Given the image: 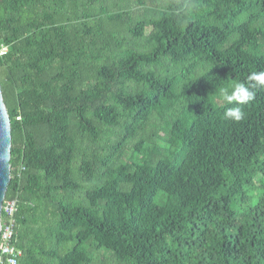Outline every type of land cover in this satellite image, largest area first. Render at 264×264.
<instances>
[{
  "label": "trees",
  "instance_id": "1",
  "mask_svg": "<svg viewBox=\"0 0 264 264\" xmlns=\"http://www.w3.org/2000/svg\"><path fill=\"white\" fill-rule=\"evenodd\" d=\"M17 264H264V0H0Z\"/></svg>",
  "mask_w": 264,
  "mask_h": 264
},
{
  "label": "clouds",
  "instance_id": "2",
  "mask_svg": "<svg viewBox=\"0 0 264 264\" xmlns=\"http://www.w3.org/2000/svg\"><path fill=\"white\" fill-rule=\"evenodd\" d=\"M11 46L0 42V56L6 55ZM264 89V70L252 71L246 78V82H232L220 90V94L225 104H235L236 106L227 108L224 112L226 119L240 122L244 119V111L240 107L256 97L254 89ZM4 251H7L6 249Z\"/></svg>",
  "mask_w": 264,
  "mask_h": 264
},
{
  "label": "water",
  "instance_id": "3",
  "mask_svg": "<svg viewBox=\"0 0 264 264\" xmlns=\"http://www.w3.org/2000/svg\"><path fill=\"white\" fill-rule=\"evenodd\" d=\"M11 120L0 83V233L2 228V206L11 180Z\"/></svg>",
  "mask_w": 264,
  "mask_h": 264
},
{
  "label": "built area",
  "instance_id": "4",
  "mask_svg": "<svg viewBox=\"0 0 264 264\" xmlns=\"http://www.w3.org/2000/svg\"><path fill=\"white\" fill-rule=\"evenodd\" d=\"M17 200L5 198L2 206V228L0 233V264H17L21 250L14 244L15 213ZM7 251H4V250Z\"/></svg>",
  "mask_w": 264,
  "mask_h": 264
}]
</instances>
